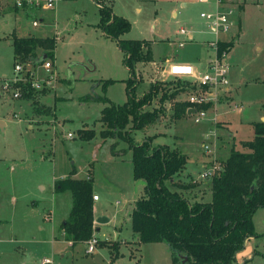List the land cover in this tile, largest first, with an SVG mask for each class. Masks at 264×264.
Wrapping results in <instances>:
<instances>
[{
    "label": "rangeland",
    "instance_id": "rangeland-1",
    "mask_svg": "<svg viewBox=\"0 0 264 264\" xmlns=\"http://www.w3.org/2000/svg\"><path fill=\"white\" fill-rule=\"evenodd\" d=\"M124 1L116 0V10L124 13L130 23L123 38L151 41L154 64L160 66L163 62L167 67L154 81L160 85L159 96L176 89L182 91L164 103L168 109L158 119L135 131L132 137L141 142L145 135H155V144L177 149L186 156L184 175L205 188L211 179L200 178L203 164L222 169L231 150L246 151L243 145L253 139L254 126L264 125V0H227L234 4L258 2L260 7L246 10L242 29L233 7L231 29L218 42L232 45V49L222 50L228 66L227 89L221 87L216 92V100L204 107L206 116L198 124L187 114L173 117L177 104L186 103L197 84L193 79H174L166 71L171 62L192 66L197 76L204 74L206 61L215 57L208 43L217 37L200 14L216 10V1L143 0L128 6ZM224 1L220 0L223 10L230 7ZM0 7V19L9 20L6 25L0 24V264H38L44 259L52 264H173L164 244H140L138 249L134 246L136 234L131 230L128 213L133 208L134 183L141 182L133 180L128 163L131 153L114 156L110 150L114 141L100 137L105 130L99 119L104 104L81 103L88 94L93 99L87 101L105 96L115 105L126 103L128 97L122 53L97 26L99 10L95 1L61 0L53 9L21 8L17 13L7 8L9 4ZM14 27L23 29V34L53 35L56 39L55 72L59 79L33 93L32 98L22 93L14 99L16 87L5 88V82L13 79V48L6 37ZM181 29L186 36L178 34ZM149 63L143 74L153 72ZM86 67L95 68L94 80L103 79L95 95L90 82L84 79ZM34 70L38 81L43 82L42 71ZM154 77L159 78V74ZM104 80L113 81L105 93L101 90ZM140 91L138 87L136 92ZM154 101L149 109L160 106L158 98ZM78 131H92L95 137L82 140ZM69 133L73 138L67 137ZM90 174L100 198L94 203L96 214L109 222L100 224L93 236L102 245L97 244L92 254H86L87 242L69 247L54 240L60 219L69 207L68 192H56L54 186L61 179H87ZM253 224L257 232L264 233V209L254 215ZM252 240L264 250V235ZM247 264H264V259L255 258Z\"/></svg>",
    "mask_w": 264,
    "mask_h": 264
},
{
    "label": "trees",
    "instance_id": "trees-1",
    "mask_svg": "<svg viewBox=\"0 0 264 264\" xmlns=\"http://www.w3.org/2000/svg\"><path fill=\"white\" fill-rule=\"evenodd\" d=\"M95 1L99 6L97 26L106 38L117 43L123 55V67L129 73L126 103L115 105L105 96L94 100L105 104L100 112L105 130L100 137L114 141L110 146L114 156L131 153L133 180L142 184L130 213L132 232L137 235L139 244L166 245L173 264H182L183 257L187 258L184 264H235L236 255L244 249L247 240L264 235L257 232L253 224L255 213L264 209V125L254 126L253 139L243 145L246 151L231 150L221 171L211 179L210 201L191 202L175 180L186 164V157L167 145H153L154 137H145L141 142H135L132 137L135 131L158 119L165 111L164 103L182 91L176 89L169 95L159 96L160 85L153 83L142 96L136 95L135 68L139 63L153 62L152 46L143 40L122 39L130 23L116 16L110 4ZM11 40L14 62H34L39 59V52L54 58V37L14 36ZM224 47L232 49L231 44L219 43L218 52ZM111 83L113 81H103L101 90L105 93ZM22 88L26 98L33 97L29 84ZM91 97L88 94L82 100L89 102ZM156 98L160 106L149 109ZM188 111L187 103H178L173 117L179 119ZM78 136L89 141L95 133L78 131ZM120 144L125 147L119 148ZM54 188L56 192L71 194L68 217L60 225L63 240L72 246L86 243L95 231L92 179L69 177L56 182ZM98 244L102 245L101 241ZM254 255L264 257V252L255 248Z\"/></svg>",
    "mask_w": 264,
    "mask_h": 264
},
{
    "label": "built area",
    "instance_id": "built-area-1",
    "mask_svg": "<svg viewBox=\"0 0 264 264\" xmlns=\"http://www.w3.org/2000/svg\"><path fill=\"white\" fill-rule=\"evenodd\" d=\"M60 1L61 0H0V5L12 3L13 7L20 9L34 7L53 9ZM210 1L212 0H199L200 3H209ZM214 1H216L217 4L216 10L200 14V17L207 22L211 32L217 37L216 41L208 43L209 46L215 50V57L208 62L204 74L202 76H197L193 67L185 64H171L166 71V74L174 79H193L197 84V88L191 90L192 92L189 94L186 101L189 105V109L192 110L190 116L194 118L196 124L200 123L206 116L203 107L210 102L215 101L216 92L222 89L221 87L226 88L228 85V66L224 61L226 54L223 51L221 53L218 52V42L219 40H222L220 39L221 36L224 37L229 33L235 12L231 7L224 10L221 9L219 7L220 0ZM33 26H37V23L33 22ZM178 33L183 36H186L187 34L183 29L179 30ZM184 42L185 41L181 42L179 45L182 46ZM54 67L52 59H45L39 66H33L31 63L15 62L13 66V79L5 82V88L9 90L12 89V85L16 87V90H14L12 94L14 99H18L20 95H22V87L24 84H29L33 93L40 92L57 80V74ZM35 68H39L42 71V76L44 77L43 82H39L36 78ZM67 137L73 138V135L69 133ZM208 148V146H204L205 150H208ZM220 170V166L205 168L200 174V178L204 180L212 179V177ZM96 200L97 196H93V201ZM87 243L88 246L86 253L92 254L95 251L98 241L92 236ZM38 264H52V261L44 259Z\"/></svg>",
    "mask_w": 264,
    "mask_h": 264
},
{
    "label": "crops",
    "instance_id": "crops-1",
    "mask_svg": "<svg viewBox=\"0 0 264 264\" xmlns=\"http://www.w3.org/2000/svg\"><path fill=\"white\" fill-rule=\"evenodd\" d=\"M93 1H95V0H93ZM102 2H103V4H106V5H108V4H110L111 3V0H101ZM112 1H115L113 4L111 3V8H112V12L116 15V16H120V17H123V18H126V15L124 14V13H122V12H118L117 10H116V5H117V2H116V0H112ZM124 1V0H123ZM141 1H143V0H125L124 1V5H127V4H132L131 2H136V3H140ZM225 2V5H227V6H230L231 8H233L234 7V9H236L237 11H238V14H239V17H240V22H241V29H242V15L246 12V10L247 9H249V8H251L252 7V9H255V8H258V7H260V6H257V5H259L258 4V2L257 3H255V2H248V1H243V2H241V3H239V4H234V3H230V2H228L227 0H225L224 1ZM95 3H96V1H95ZM7 4H9V7H7V8H11L10 10H12L13 12H16L17 13V11H19V9L20 8H16V7H13V5H12V3H7ZM6 5V4H5ZM96 5H97V7H98V10H99V6H98V4L96 3ZM128 6V5H127ZM253 6H255V7H253ZM257 6V7H256ZM13 7V8H12ZM219 7H221L220 5H219ZM135 9H137L136 7H135ZM6 10V9H5ZM6 12H8V10H6ZM6 12H3L4 14L3 15H5L6 14ZM235 14V13H234ZM234 17V16H233ZM16 18L18 19L19 17L17 16V14H16ZM9 22V20L8 19H4V18H2V19H0V24H5L6 25V23H8ZM38 26V25H37ZM37 26H33V23H32V27H34V28H36ZM19 31V32H18ZM179 32V31H178ZM24 33V31H23V29L22 30H17L15 27L14 28H12V30H11V32L10 33H8V37H6V38H8V39H12V37H17V38H28V37H31V36H34V37H39V38H47V37H54L55 38V36H53V35H51V36H46V35H42V36H37V35H32V34H23ZM179 34V33H178ZM104 36V35H103ZM6 38H4V39H6ZM104 38L105 39H107V40H109V41H112V40H110V39H108V38H106L105 36H104ZM188 38H189V40H192V36L190 35V34H188ZM122 39H124L123 38V36H122ZM125 40H131V39H125ZM143 41H148V42H150L151 43V46H152V42L151 41H149V40H145V39H143ZM11 42H12V40H11ZM181 43V42H180ZM55 45H56V39H55ZM119 49V48H118ZM120 51V50H119ZM121 52V51H120ZM153 52V51H152ZM41 53V52H40ZM39 53V54H40ZM43 54H40L39 55V58H40V56H42ZM123 56V55H122ZM38 59V58H37ZM47 59H51V58H47ZM53 60V62H54V66H55V53H54V58L52 59ZM211 60V58H209L207 61H206V69H207V65H208V62ZM163 61H166V60H163ZM14 64H15V62H14ZM31 64L33 65V66H36V65H34V62H31ZM145 64L146 63H139V64H137L136 65V68H135V79L138 81V87H140V89H141V91L140 92H136V95H139L140 93V96L143 94V92H145L146 91V89H147V87H148V85L150 84V83H154V81H157V80H159L160 79V77H162V69H163V67L164 68H166L167 69V67H165V65L163 64V62H161L160 63V66L158 65L159 63H156V65L154 64V59H153V62H151V63H149V64H152L153 66H151V68H153V72H150V73H148V74H143V68L145 67ZM170 65H171V62L169 63ZM168 64V65H169ZM55 68V67H54ZM125 69V68H124ZM86 73H88V74H86L87 75V78H84L85 80H88L90 83L89 84H91V93H93V95H95V91H96V89H98L99 87H100V85H99V81H101V80H103V79H101V78H99L98 80H94L95 79V68L94 69H91V68H89V67H86ZM126 70V69H125ZM126 72H127V70H126ZM156 73H158L159 74V78L158 77H154V75H156ZM127 75H128V78H129V73L127 72ZM89 76V77H88ZM94 76V77H93ZM167 76H168V74H167ZM90 77H93V78H90ZM128 78H127V80H128ZM165 78V77H164ZM57 79H59V77L57 76ZM184 79H187V78H184ZM104 81H107V80H104ZM125 86H126V83H125ZM137 87V88H138ZM136 88V89H137ZM143 88V89H142ZM107 99H108V101L111 103L112 102V100L111 99H109L108 97H107ZM91 102H97V101H89V102H81L82 104H85V103H91ZM39 103V102H38ZM100 103V102H99ZM154 103H155V101H154ZM104 106H105V104H104ZM103 106V107H104ZM45 107V106H44ZM102 107V108H103ZM150 107H152V106H150ZM45 108H48V107H45ZM166 109H168V107L166 108L165 107V110ZM102 110V109H101ZM189 110H191V109H189ZM101 112V111H100ZM190 114H187V116H189ZM100 116H101V114H100ZM100 119V118H99ZM264 120V118H262V120L261 121H263ZM29 121V120H28ZM213 126H214V124H213ZM30 128H31V126H30ZM145 128V127H144ZM216 129V128H215ZM217 130V129H216ZM145 137H154V139H153V145H161V144H155L154 143V141H156L157 140V137H155V135H145L143 138H145ZM136 142V141H135ZM175 149V148H174ZM185 156V155H184ZM186 157V156H185ZM128 163L130 164V167L132 168V165H131V163H130V161H128ZM186 166V165H185ZM185 166H184V168H183V170L177 175V179H176V182H177V184H178V181H179V184H180V186L181 187H183V191L182 192H185V194H186V196H188V198L190 199V201L191 202H209L210 201V198H211V195H210V190H209V186H206L205 188L204 187H201L198 183H196V181L195 180H193V179H191V178H189L188 176H186V175H184V170H185ZM131 168H130V170H131ZM205 168H207V164L205 165V164H203V166H202V169L204 170ZM203 172V171H202ZM91 179H92V177H91V174H90V176H89ZM88 177V178H89ZM76 179V178H75ZM190 180H193L192 182L190 181ZM193 184H195V185H193ZM141 185L142 184H138L137 185V183H134V187H133V194H134V196H133V200H132V207H133V202L135 201V199H136V197L138 196V194L140 193V190H141ZM68 192V191H67ZM68 198H69V207H68V210L65 212V214L62 216V218L60 219V224H59V226L57 227V234H56V236H55V238H54V240H55V242L56 241H58V242H65L66 244H68V246L69 247H71L72 245H71V243L70 242H66V241H64L63 240V236L61 235V232H60V225H61V223L62 222H64L66 219H67V217H68V214H69V211H70V207H71V194H70V192H68ZM93 196H97V200L96 201H93V218H94V226H95V231H94V233H93V235L92 236H94L95 237V233L96 232H98L99 230H100V228H99V225L100 224H97L96 223V221H97V219L98 218H100V217H98V215L96 214V210H95V208H94V203H96V202H98L99 200H100V198L98 197V195H97V193L94 191V189H93ZM132 211V210H131ZM259 211V210H258ZM257 211V212H258ZM256 212V213H257ZM130 213L131 212H129L128 213V215H129V218H130ZM256 213H255V215H256ZM253 218H254V216H253ZM108 219V218H107ZM108 222H109V219H108ZM107 222V223H108ZM253 238H251V239H249V240H247V242L245 243V247H244V249L240 252V253H238L237 255H236V260H235V264H247L249 261H252V260H254L255 258H261V259H264V257L263 256H257V255H254V249L255 248H257L258 250H260V248H259V246H258V244L256 243V241H253L252 240ZM98 241H100L99 239H98ZM134 243V246H136L137 247V249H138V247H139V243H138V238H137V235H136V238H135V241L133 242ZM104 246V245H103ZM72 247H74V246H72ZM260 251H263L264 252V250H260ZM85 253H86V251H85ZM87 254V253H86ZM63 256V255H62Z\"/></svg>",
    "mask_w": 264,
    "mask_h": 264
},
{
    "label": "water",
    "instance_id": "water-1",
    "mask_svg": "<svg viewBox=\"0 0 264 264\" xmlns=\"http://www.w3.org/2000/svg\"><path fill=\"white\" fill-rule=\"evenodd\" d=\"M45 59H47L46 55H42L41 58L37 59L36 61H34V65L39 66ZM192 110H189L187 114H191ZM108 219L105 217H100L97 219L96 223L97 224H104L107 223ZM187 261L186 257H183V261L182 264H184Z\"/></svg>",
    "mask_w": 264,
    "mask_h": 264
}]
</instances>
